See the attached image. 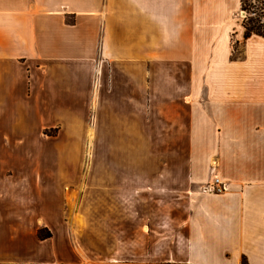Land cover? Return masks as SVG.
I'll return each instance as SVG.
<instances>
[{"label": "crops", "instance_id": "1", "mask_svg": "<svg viewBox=\"0 0 264 264\" xmlns=\"http://www.w3.org/2000/svg\"><path fill=\"white\" fill-rule=\"evenodd\" d=\"M241 21L0 0V264H264V36Z\"/></svg>", "mask_w": 264, "mask_h": 264}, {"label": "trees", "instance_id": "2", "mask_svg": "<svg viewBox=\"0 0 264 264\" xmlns=\"http://www.w3.org/2000/svg\"><path fill=\"white\" fill-rule=\"evenodd\" d=\"M240 11L246 13L254 12L255 16H245L241 21L243 28V39L246 40L252 35L264 36V0H239ZM39 238H45L38 232ZM48 237V236H47Z\"/></svg>", "mask_w": 264, "mask_h": 264}, {"label": "built area", "instance_id": "3", "mask_svg": "<svg viewBox=\"0 0 264 264\" xmlns=\"http://www.w3.org/2000/svg\"><path fill=\"white\" fill-rule=\"evenodd\" d=\"M247 15L254 17L255 13L254 12L246 13L244 11H241L242 19ZM225 190H226L225 183L220 179V177L217 174H213L211 180L207 183H204L199 188V191L202 194H219V193H223Z\"/></svg>", "mask_w": 264, "mask_h": 264}, {"label": "rangeland", "instance_id": "4", "mask_svg": "<svg viewBox=\"0 0 264 264\" xmlns=\"http://www.w3.org/2000/svg\"><path fill=\"white\" fill-rule=\"evenodd\" d=\"M236 45L233 43L232 44V47H233V51H232V57H235L236 56V52H237V48L235 47ZM45 133H48V134H51L52 133V131L50 132V131H46ZM163 145H164V143H163ZM164 147V146H163ZM164 153V152H163ZM159 159V161L161 160V157H159L158 158ZM162 161L164 162V158H162ZM73 195V197H69L68 198V200H75L76 199V195L73 193L72 194ZM38 232H41V235L42 236H44L45 238H47V236L49 237L51 234H50V232L47 230V229H44V228H41V229H38L37 230V237H38ZM39 238V237H38ZM39 239H44V238H39Z\"/></svg>", "mask_w": 264, "mask_h": 264}]
</instances>
